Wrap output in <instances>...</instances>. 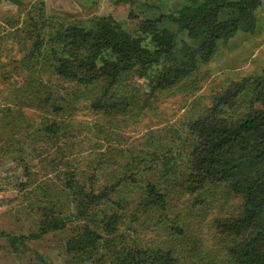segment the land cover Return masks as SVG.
<instances>
[{"label": "rangeland", "instance_id": "rangeland-1", "mask_svg": "<svg viewBox=\"0 0 264 264\" xmlns=\"http://www.w3.org/2000/svg\"><path fill=\"white\" fill-rule=\"evenodd\" d=\"M203 1L0 0V264H109L121 255L133 262L135 252L129 253L136 250L146 254L145 264H238L233 250L257 225L242 235L225 230L226 220L243 211V199L227 183L189 189L196 142L189 127L209 112L235 127L253 108L256 89L248 84L231 105L213 111L233 83L264 74V0L254 13V31L241 28L219 42L207 63L199 62L173 87L152 95L139 67L122 74L112 90L120 105L114 111L94 109L102 100V83H78L91 49L76 50L59 32L113 17L152 49L151 37L139 28L148 5L172 16ZM187 42L198 47L192 38ZM104 57L113 59L110 53ZM65 65L71 78L63 73ZM149 76L156 78L157 70ZM255 106L264 111V104ZM73 180L107 195L100 210L121 216L117 233L88 225V219L74 220L78 209L68 189ZM150 183L167 195L166 209L147 206ZM60 212L71 221L36 237L41 223ZM86 226L101 239L87 253H75L68 244H86ZM5 235L23 241L12 244Z\"/></svg>", "mask_w": 264, "mask_h": 264}, {"label": "trees", "instance_id": "trees-1", "mask_svg": "<svg viewBox=\"0 0 264 264\" xmlns=\"http://www.w3.org/2000/svg\"><path fill=\"white\" fill-rule=\"evenodd\" d=\"M261 4V0H205L195 7L186 6L172 16L163 14L158 7L148 5L147 18L140 23L139 28L142 33L151 37L154 43L152 49L145 47L142 39L133 36L113 17L99 18L89 27L82 24L67 25L65 30L59 32L64 36L62 42H68L76 50L81 49V46L91 49V55L86 58L89 62L83 64L86 72L77 79L78 83H102V100L94 104V109L114 111L120 105L115 102L112 90L122 74L139 67L140 75L149 79L152 95L173 87L188 78L199 62L207 63L219 42L228 41L241 28L244 32L254 31V13ZM240 17L245 20L239 26L236 20ZM133 18L138 17L135 14ZM166 21L172 22L171 29L160 27ZM187 38L196 40L198 47L190 45ZM105 53H110L113 59H105ZM63 68V73L71 78V70L66 65ZM154 70H157L158 76L151 78L149 72ZM263 75L253 80L233 83L217 98L213 111L231 105L246 85L252 84L255 87L254 106L238 125L229 127L209 112L207 116L192 122L189 127L196 135L195 148L190 153L193 165L188 176L189 189L196 191L208 183H227L228 191L243 199V211L238 217L226 220L225 230L242 235L257 225V230L249 240L238 250H233L238 264H264V111L255 106L264 104ZM122 106L126 107L124 104ZM68 189L73 191L78 209L74 220L88 219V225L100 224L109 234L118 232L121 216L116 212L100 210L107 195L99 196L89 187H79L75 180L69 182ZM113 189L111 187L107 192ZM144 194L148 207L167 208L168 197L156 184L147 185ZM118 205L119 208L122 207ZM101 213L103 215L99 218ZM69 221L71 216L60 212L49 223H41L36 237L61 230ZM5 236L12 244L23 241V238ZM84 236L86 244L83 241L78 244L72 241L68 248L75 253H87L101 239L90 226L85 227ZM131 254L133 262H128L129 258L125 259L121 255L116 256L109 264H145L141 262L142 257L146 256L144 252L136 250L129 253ZM166 260L171 263L168 257Z\"/></svg>", "mask_w": 264, "mask_h": 264}]
</instances>
